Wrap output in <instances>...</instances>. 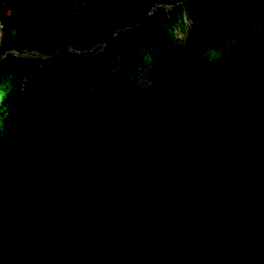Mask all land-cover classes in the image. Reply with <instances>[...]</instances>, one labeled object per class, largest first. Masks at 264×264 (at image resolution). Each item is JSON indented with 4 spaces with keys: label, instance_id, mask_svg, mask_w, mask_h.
I'll return each instance as SVG.
<instances>
[{
    "label": "trees",
    "instance_id": "trees-1",
    "mask_svg": "<svg viewBox=\"0 0 264 264\" xmlns=\"http://www.w3.org/2000/svg\"><path fill=\"white\" fill-rule=\"evenodd\" d=\"M0 264H264V0H0Z\"/></svg>",
    "mask_w": 264,
    "mask_h": 264
},
{
    "label": "rangeland",
    "instance_id": "rangeland-1",
    "mask_svg": "<svg viewBox=\"0 0 264 264\" xmlns=\"http://www.w3.org/2000/svg\"><path fill=\"white\" fill-rule=\"evenodd\" d=\"M182 38H184L185 37V35H180Z\"/></svg>",
    "mask_w": 264,
    "mask_h": 264
},
{
    "label": "built area",
    "instance_id": "built-area-1",
    "mask_svg": "<svg viewBox=\"0 0 264 264\" xmlns=\"http://www.w3.org/2000/svg\"><path fill=\"white\" fill-rule=\"evenodd\" d=\"M74 9H76V6H74Z\"/></svg>",
    "mask_w": 264,
    "mask_h": 264
}]
</instances>
